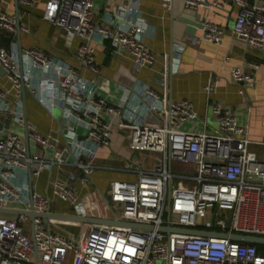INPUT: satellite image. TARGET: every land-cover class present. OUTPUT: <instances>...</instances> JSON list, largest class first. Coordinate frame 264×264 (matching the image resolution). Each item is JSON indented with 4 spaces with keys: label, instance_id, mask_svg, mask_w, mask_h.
I'll use <instances>...</instances> for the list:
<instances>
[{
    "label": "built area",
    "instance_id": "obj_1",
    "mask_svg": "<svg viewBox=\"0 0 264 264\" xmlns=\"http://www.w3.org/2000/svg\"><path fill=\"white\" fill-rule=\"evenodd\" d=\"M29 5L28 0H20ZM99 6L96 0H48L43 20L60 28L70 39H77L75 68L45 56L35 48L22 50L20 73L17 45L0 47V66L5 71L6 87L0 86V124L15 119L23 128L21 103L22 78L26 90L52 115L62 104L63 118L72 133L60 150L59 141L42 136L27 122L29 148L21 137L0 131V208L35 213H53L55 200L66 204L74 216L90 217L82 199L71 186L78 181L88 189L97 152L110 147L116 126L128 132V148L138 153L159 155L158 164L144 169L136 164L134 181H112L105 202L111 218L122 223L152 226V230H135L123 226L85 225L33 221L26 216L0 214V264H264V245L232 241L228 236L264 238V160L249 150L252 142L247 127L238 123L230 110L220 104L213 107L217 129L195 133L182 126L197 119L191 103L168 102L167 75L172 58L162 57V96L148 86L136 84L132 89L139 102L129 99L121 107L98 96L95 83L81 77L80 69L95 77L101 70L95 61L96 47L108 43L112 52L132 61L136 70L153 66L157 55L144 43L143 29L136 24L140 1L126 0L108 8L107 0ZM236 8L232 35L248 49L264 56V3L247 0H225ZM165 12L173 0H160ZM205 0H184V7L196 11ZM210 8H222L212 0ZM17 18L0 10V33L17 34ZM20 32L27 33L26 28ZM224 29L204 23L200 41L221 44ZM173 56H179L173 52ZM172 56V57H173ZM253 71L258 66L250 65ZM230 81L253 88L254 76L236 67ZM209 90V87L206 88ZM151 119L155 122L150 124ZM84 126L82 139L76 129ZM28 149L34 152L28 155ZM66 154L72 162L61 159ZM49 155V157L47 156ZM58 155V157H55ZM190 167L177 175L173 164ZM66 171L65 177L49 179L50 193H39L33 180L43 172ZM28 171L32 181L29 195ZM178 178L188 184L174 187ZM166 214V216H165ZM77 229L75 233L71 228ZM159 227L199 230L225 237H201L161 233Z\"/></svg>",
    "mask_w": 264,
    "mask_h": 264
},
{
    "label": "crops",
    "instance_id": "obj_2",
    "mask_svg": "<svg viewBox=\"0 0 264 264\" xmlns=\"http://www.w3.org/2000/svg\"><path fill=\"white\" fill-rule=\"evenodd\" d=\"M24 5L20 0H0V10L15 16L21 28L27 33L20 32L14 37H5L0 33V47L8 50L12 43L21 48H35L45 56L59 62L67 63L78 68L74 58L77 39L67 38L63 31L43 20L48 0H28ZM126 0H107L108 8ZM140 10L136 24L143 29L145 45L157 55L153 66L136 70L128 58L114 54L108 43L96 47L95 61L101 70V75L95 77L89 71L80 69L81 77L95 83L98 96L106 98L108 103L121 107L129 99L139 102L132 89L136 84L148 86L159 96H162L161 72L163 69L162 57L172 58L167 75L166 98L168 102L176 103L187 101L192 104L197 119L186 122L183 130L195 133L213 132L217 124L213 115V107L220 104L230 110L239 124L247 127L252 144L249 150L257 158L264 160V56L262 53L248 49L235 40L232 35V24L237 10L225 0H218L222 8H210L212 0H205V5L196 11L185 9L184 0H173L171 11L165 12L160 0H139ZM249 3H264V0H247ZM101 6L103 0H96ZM197 15L199 22L189 19L188 16ZM204 23H213L224 29L225 33L221 44H212L198 40L201 35L200 26ZM194 28L191 34L187 30ZM173 52L179 56H173ZM173 56V57H172ZM258 66L253 71L250 65ZM242 68L251 73L255 79L253 88H244L230 81L229 73L233 68ZM6 81L0 76V86L6 87ZM209 87V90L206 88ZM25 113L27 122L34 125L44 137L51 136L58 139L60 150H64L67 140H72V133L68 130L64 118L63 107L58 103L55 107L59 117L54 116V109L50 115L35 98L25 95ZM150 124L155 120H149ZM10 131V129L8 130ZM78 138L82 139L84 126L76 129ZM128 132L116 126L113 127L110 137V147L101 148L97 152L95 165L103 168L96 170L91 178L88 189L81 187L78 181H71V186L82 199L90 217L111 218L105 202V192L112 181H134L136 175L124 170L136 169L139 163L144 169H152L158 164L159 155L137 153L139 159H133L128 148ZM24 141V140H23ZM49 157V155H47ZM64 155L60 156L63 159ZM66 158V157H65ZM184 170L173 173L180 175L190 171V167L177 164ZM66 171L58 172L55 168L42 173L40 178L33 180L34 189L39 193H50L47 188L48 180L55 177H65ZM67 205L55 200L53 213H67ZM10 216V215H7ZM75 227L71 231L75 232Z\"/></svg>",
    "mask_w": 264,
    "mask_h": 264
},
{
    "label": "water",
    "instance_id": "obj_3",
    "mask_svg": "<svg viewBox=\"0 0 264 264\" xmlns=\"http://www.w3.org/2000/svg\"><path fill=\"white\" fill-rule=\"evenodd\" d=\"M189 19H192L194 21L199 22V18L197 15L195 16H188ZM202 26H200V29ZM17 36L20 34V25L19 20L17 18ZM189 33H194V28H188L187 30ZM21 48L18 46V62H19V68L20 73L22 74L23 71V64H22V53ZM0 76H5V71L0 66ZM21 82V103L23 107V117H24V126H23V140L24 144L29 148V146H33V143L29 141L28 139V131H27V118L25 113V95L29 94L31 95L25 88V84L23 79H20ZM32 96V95H31ZM10 129V119L5 118L3 120V123L0 124V131L2 130H9ZM5 132L2 131L1 135H4ZM34 152V149H28V155L32 154ZM55 157H58V155H55ZM66 157V158H65ZM63 159H67L68 162H72L71 158H67V155L64 154ZM28 188H29V195L32 194V181L30 177V173L28 171ZM106 201V200H105ZM107 203V202H106ZM0 214L1 215H10V216H26L33 221L36 218L42 219L45 227L47 228L48 222L52 221L54 224L58 225L60 223H72V224H80V225H105V226H123L132 228L135 230H152V226L142 225V224H135V223H122L115 221L113 219L106 220V219H99V218H93V217H87L82 218L78 216H74L72 214H61V213H35L32 210L31 211H24L19 209H13V208H0ZM158 231L161 233L169 234V233H177V234H184V235H190V236H201V237H225V235L212 233V232H204L199 230H186V229H177V228H167V227H159ZM75 233V232H74ZM232 241L236 242H242V243H249L254 245H264V238L259 237H252V236H242V235H231L228 236Z\"/></svg>",
    "mask_w": 264,
    "mask_h": 264
},
{
    "label": "rangeland",
    "instance_id": "obj_4",
    "mask_svg": "<svg viewBox=\"0 0 264 264\" xmlns=\"http://www.w3.org/2000/svg\"><path fill=\"white\" fill-rule=\"evenodd\" d=\"M53 113H54V116H55L56 118L59 117V115H58V110H57L56 108L54 109V112H53ZM214 129H217V124H214ZM10 132L19 135V136L21 137V139L23 140V128L20 127V126L16 123V120H15V119H11V120H10ZM131 152H134V151H131ZM137 153H138V152H137ZM137 153L135 152L134 155H132L133 159H136V160L139 159ZM173 168H174L176 171L186 169V167L182 168V167H180V166H178V165H175V163L173 164ZM188 184H190V183H187V182H185V181H183V180H180V179H178V178H174V179L172 180V185H173L175 188H176V187H179V186H180V187H185V186H188ZM106 191L108 192V190H106ZM107 192L104 193V194H105V198H108ZM165 216H166V214H165ZM87 226H88V225H85V226H84L85 228H84L83 230H85V229L87 228ZM158 264H160V263H158Z\"/></svg>",
    "mask_w": 264,
    "mask_h": 264
}]
</instances>
